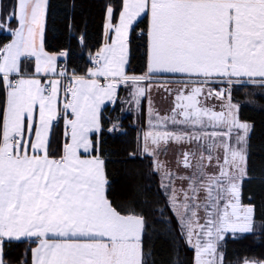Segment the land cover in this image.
Returning a JSON list of instances; mask_svg holds the SVG:
<instances>
[{
	"label": "snow or ice",
	"instance_id": "1",
	"mask_svg": "<svg viewBox=\"0 0 264 264\" xmlns=\"http://www.w3.org/2000/svg\"><path fill=\"white\" fill-rule=\"evenodd\" d=\"M47 3L12 0L0 19V33L11 36L0 45V264L5 242L24 239L36 244L31 264H148L141 189L133 186L120 205L107 195L102 107L121 100L124 87V102L139 108L159 83L182 85L174 93L165 89L174 95L171 115L161 117L149 100V127L140 137L139 154L160 177L161 222H175L194 264H224L219 249L228 234L255 230V206L241 203L239 184L247 175L246 138L237 134L232 143L233 129L246 134L249 125L234 118L231 91L245 83L264 87V0H120L115 23L117 9L108 3L104 43L83 74L59 67L68 50L45 51ZM141 19L144 70L137 74L128 70L130 34ZM165 74L179 79H155ZM211 99L221 111L207 106ZM61 119L63 144L53 155L51 133ZM119 130L118 122L108 128ZM170 144L189 146L177 160L182 174L159 159ZM218 149L223 162L217 155L218 171L209 172Z\"/></svg>",
	"mask_w": 264,
	"mask_h": 264
},
{
	"label": "trees",
	"instance_id": "2",
	"mask_svg": "<svg viewBox=\"0 0 264 264\" xmlns=\"http://www.w3.org/2000/svg\"><path fill=\"white\" fill-rule=\"evenodd\" d=\"M112 3L119 12L120 0H48L44 48L49 52L59 53L68 50L69 55L60 59L69 72L75 70L83 74L89 67L92 55L101 43L105 8ZM12 8V0H0V17L7 15ZM113 20V21H114ZM14 20L11 24H14ZM71 26V27H70ZM146 27V20L141 19L130 34L133 58L128 66L129 72L137 74L144 70L142 58L141 29ZM84 37L83 44L79 43ZM10 34L0 33V45L10 39ZM167 76V75H162ZM170 76V75H168ZM128 90L121 87V100L116 104L105 105L102 109L103 132L101 145L106 160L108 179V198L114 205H120L127 199L133 186L141 189L140 200L147 201L149 230L145 239V253L148 264H192V249L178 235L175 222L170 230L162 223L160 210L163 198L158 195L159 175H153L150 159L139 154V130L145 120L144 98L141 100L139 114L129 112L128 103L124 102ZM232 102L238 106L237 117L249 125L246 139L247 175L241 181V202L255 206V223L257 228L251 234H239L235 238L227 236L222 242L224 264H243L245 259L264 261V94L254 91L250 84L233 85ZM119 123L120 130L110 133L114 123ZM63 122L54 123L50 151L58 155L63 144ZM137 153L135 157L130 154ZM158 201V202H157ZM165 212V216H167ZM171 231V232H170ZM174 233L176 242L172 237ZM33 240L5 242L3 247L5 264H31L30 249Z\"/></svg>",
	"mask_w": 264,
	"mask_h": 264
},
{
	"label": "rangeland",
	"instance_id": "3",
	"mask_svg": "<svg viewBox=\"0 0 264 264\" xmlns=\"http://www.w3.org/2000/svg\"><path fill=\"white\" fill-rule=\"evenodd\" d=\"M46 17V16H45ZM118 17H119V12H118V15H117V18L113 21L114 23L115 22H117V20H118ZM0 19H1V17H0ZM104 20H105V18H104ZM15 21V20H14ZM11 27H16V22H14V24H11ZM5 33H7V32H5ZM10 39H11V37H10ZM9 39V40H10ZM8 40V41H9ZM7 41V42H8ZM7 42H4V43H7ZM103 43H104V23H103V30H102V39H101V43H100V45L98 46V48L96 49V51L93 53V54H95L98 50H99V48L103 45ZM45 49V48H44ZM45 51H47L46 49H45ZM47 52H49V51H47ZM62 58V57H61ZM90 67V66H89ZM165 75H167V76H160V78L161 77H165V78H171L172 80H176V79H179V77H175V76H168L169 74H165ZM158 78V77H157ZM163 80V79H162ZM173 84H177V83H170V85H173ZM247 84V83H246ZM169 85V86H170ZM178 85H180V84H178ZM214 87H217V88H219V87H226V85H214ZM156 88H159V86H157ZM250 88H252L254 91H256V92H260V93H262V94H264V87H262V86H259V85H253V84H250ZM153 95H151V97H152V100H151V98H150V96L148 95V97L146 98V97H144V104H145V102H147L146 104H148V108L150 109V105H149V100H151V108L152 109H154L155 110V112H157V113H159V115L161 116V117H163L161 114H160V110L162 109L161 108V106H160V96H159V93L158 92H156V94H154V93H152ZM233 104H235L234 102H232ZM128 105V108H129V112L131 111V112H134V114H133V121L135 122V119H136V116H137V114H139V111H140V106H139V108H136V106L135 105H129V104H127ZM146 107V106H145ZM135 114H136V116H135ZM233 116H234V118H236V119H238V117H237V109H234L233 110ZM153 120H154V122H155V118L153 117ZM239 120V119H238ZM239 122L240 123H246V122H243V121H240L239 120ZM247 124V123H246ZM148 127H149V114L148 113H146L145 114V120H144V125H143V127H142V129L141 130H139V132H138V137H139V139H140V137H141V135H142V133H143V131H146V130H148ZM216 131H220L221 129H215ZM223 130H225L226 131V129H223ZM207 131L208 132H211V131H213V129L212 128H208L207 129ZM248 131H249V129H248ZM248 131H247V133L245 134V132L243 131V130H241V129H233V131H232V143L235 145V143H236V138H237V134H239V135H244L245 136V138L247 139V135H248ZM220 137H217L216 138V143L217 144H219V142H220ZM212 142V140H211V138H209L208 140H207V143H211ZM140 143H141V141H140ZM189 146L188 145H183V146H177L176 144H170L169 146H168V148H167V150L166 151H161L160 152V154H159V159L161 160V161H163V162H165V164L167 165V167L171 170V171H173V172H179V173H184V169L183 168H181V167H178V164H177V160H178V158H179V154H180V152H181V150L182 149H186V148H188ZM192 147H194V148H196V150H197V154L199 155V149H198V147L197 146H195V145H193ZM243 147H244V150H245V152H246V143L243 145ZM213 167L212 168H209L208 169V171L209 172H217L218 171V168L215 166L216 165V156L218 155L219 157H220V160H221V163L223 162V150L222 149H218V150H214L213 151ZM205 163H207V161H205ZM243 166V165H242ZM159 180H160V177H159ZM176 184H177V186L179 187L180 186V182L179 181H176ZM239 184H241V181H239ZM242 203V202H241ZM242 204H244V203H242ZM244 205H247V204H244ZM201 215H203V213H201ZM166 217V216H165ZM255 228H257V225H256V223H255ZM166 229H168V230H170V226H166L165 227V229L163 230V232L166 230ZM171 232V231H170ZM237 235H239V233L237 234ZM228 236H232L231 234H228ZM172 237H174L173 239L175 240V242H176V240H177V238L175 237V235H174V233L172 234ZM221 252H222V243H221V245H220V249H219ZM223 253V252H222ZM256 261V260H255ZM261 261H263V260H261ZM192 264H194V252H193V250H192Z\"/></svg>",
	"mask_w": 264,
	"mask_h": 264
},
{
	"label": "flooded vegetation",
	"instance_id": "4",
	"mask_svg": "<svg viewBox=\"0 0 264 264\" xmlns=\"http://www.w3.org/2000/svg\"><path fill=\"white\" fill-rule=\"evenodd\" d=\"M182 87V85L173 84L168 86L165 89H171L174 93V91L178 88ZM173 100L174 95H169L168 92H164L162 98L160 97V106H161V113H164L162 116L171 115V109L173 107ZM221 102L215 99H211L207 101V106L210 108H214L215 111H221ZM158 112V111H157Z\"/></svg>",
	"mask_w": 264,
	"mask_h": 264
},
{
	"label": "crops",
	"instance_id": "5",
	"mask_svg": "<svg viewBox=\"0 0 264 264\" xmlns=\"http://www.w3.org/2000/svg\"><path fill=\"white\" fill-rule=\"evenodd\" d=\"M104 18H105V16H104ZM49 53H54V52H49ZM55 54V53H54ZM92 55H94V54H92ZM63 58V57H62ZM60 59L61 58H59L58 59V61H57V63L59 64V62H60ZM155 79H157V80H161V81H163V80H165V79H168V78H163V77H158V78H155ZM163 79V80H162ZM169 80H172L171 78H169ZM170 85V83H168V84H164V83H159V84H153L152 85V88H151V92L150 93H148L145 97L147 98L148 97V95L150 96V98H151V100H152V97H151V95H153L152 93H154V94H156V92H158L159 93V96L162 98V96H163V93L165 92V88H167L168 86ZM157 86H159V88H156ZM149 98V97H148ZM147 102H145V104H144V108H145V114L146 113H148L149 114V108H148V104H146ZM107 104H109V105H112V103H106L105 105H107ZM104 105V106H105ZM103 106V107H104ZM146 106V107H145ZM103 107H102V109H103ZM160 114L161 115H163L164 113H161L160 112ZM60 121H62L63 122V120L61 119ZM55 123V122H54ZM36 246V244L33 246V247H35Z\"/></svg>",
	"mask_w": 264,
	"mask_h": 264
},
{
	"label": "built area",
	"instance_id": "6",
	"mask_svg": "<svg viewBox=\"0 0 264 264\" xmlns=\"http://www.w3.org/2000/svg\"><path fill=\"white\" fill-rule=\"evenodd\" d=\"M58 65H59L60 68H65L63 63H59ZM89 66H91V61H89Z\"/></svg>",
	"mask_w": 264,
	"mask_h": 264
}]
</instances>
